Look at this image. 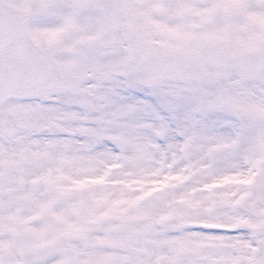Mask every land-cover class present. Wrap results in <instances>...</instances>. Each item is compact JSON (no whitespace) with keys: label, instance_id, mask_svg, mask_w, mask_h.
I'll return each instance as SVG.
<instances>
[{"label":"snow or ice","instance_id":"obj_1","mask_svg":"<svg viewBox=\"0 0 264 264\" xmlns=\"http://www.w3.org/2000/svg\"><path fill=\"white\" fill-rule=\"evenodd\" d=\"M0 264H264V0H0Z\"/></svg>","mask_w":264,"mask_h":264}]
</instances>
